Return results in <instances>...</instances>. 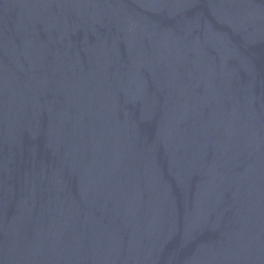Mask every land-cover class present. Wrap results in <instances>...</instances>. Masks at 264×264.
Masks as SVG:
<instances>
[{
  "label": "water",
  "instance_id": "obj_1",
  "mask_svg": "<svg viewBox=\"0 0 264 264\" xmlns=\"http://www.w3.org/2000/svg\"><path fill=\"white\" fill-rule=\"evenodd\" d=\"M0 264H264V0H0Z\"/></svg>",
  "mask_w": 264,
  "mask_h": 264
}]
</instances>
